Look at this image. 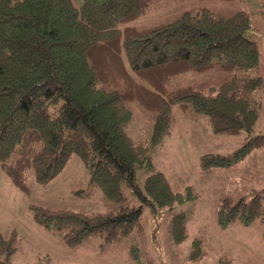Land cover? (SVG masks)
Returning <instances> with one entry per match:
<instances>
[{"label":"trees","instance_id":"1","mask_svg":"<svg viewBox=\"0 0 264 264\" xmlns=\"http://www.w3.org/2000/svg\"><path fill=\"white\" fill-rule=\"evenodd\" d=\"M165 1L83 0L78 6L74 0H0V166L29 193L31 174L47 184L78 154L91 170L90 183L115 203L112 210L93 214L30 204L35 220L68 245L91 237L118 244L135 232L142 235L145 208L154 217L169 208L173 239L187 238L186 214L177 206L195 191L192 186L174 190L151 154L173 130L174 104L203 114L216 133H246L231 155L203 154L202 168L232 167L264 146V134L253 135L258 107L247 97L264 87L263 75L234 76L209 92L193 84L172 87L190 71L232 74L258 68L261 43L246 33L260 28L250 13L186 9L151 25L134 23ZM50 103H60L58 112H49ZM132 105L155 114L146 143L136 142L125 128ZM144 168L150 173L141 185L137 171ZM126 187L139 204H130ZM217 219L221 226L259 220L264 234V188L251 198L222 197ZM15 235L0 232V264L9 262L3 255L10 259L17 251ZM193 243L201 254V239Z\"/></svg>","mask_w":264,"mask_h":264},{"label":"rangeland","instance_id":"2","mask_svg":"<svg viewBox=\"0 0 264 264\" xmlns=\"http://www.w3.org/2000/svg\"><path fill=\"white\" fill-rule=\"evenodd\" d=\"M74 1L78 6L83 4V0ZM202 8H210L223 15L237 10L248 11L253 25L260 28L246 33L261 43L260 65L250 70L233 71L232 74L190 71L176 77L172 87L193 84L209 92L211 88L217 90L224 80L234 76H264V0H166L160 7L140 15L134 23L147 26L159 20L172 19L186 9L197 12ZM240 83L238 79L236 89ZM247 97L259 110L253 135L264 134V87L250 91ZM59 106L60 103H50L48 110L56 113ZM132 111L125 128L136 142L146 143L152 133L155 114L145 113L137 105H132ZM173 112L175 124L171 134L156 144L151 154L174 190L192 186L195 191V197L177 206L186 214L187 238L183 242H176L172 237L169 208L163 209L158 217L145 208L144 233L135 232L118 244H102L101 237H91L71 246L39 224L30 209L32 203L88 214L110 211L115 206L97 184L90 183L91 170L78 154H73L65 169L47 184L36 182L31 174L32 191L29 193L19 189L0 166V232L5 237L15 233L18 245L10 259L3 255L1 260H8L7 264H264L262 222L256 220L245 224L236 220L221 226L217 219L222 197L230 195L238 199L245 195L251 198L264 188V146L254 149L232 167L202 168L200 159L203 154L231 155L245 142L246 133H216L203 114L186 113L175 104ZM149 173L147 168L137 171L141 185ZM79 189L85 191L82 194L74 192ZM125 192L130 204H139L130 188L126 187ZM196 238L201 239V254L194 252L193 240Z\"/></svg>","mask_w":264,"mask_h":264},{"label":"crops","instance_id":"3","mask_svg":"<svg viewBox=\"0 0 264 264\" xmlns=\"http://www.w3.org/2000/svg\"><path fill=\"white\" fill-rule=\"evenodd\" d=\"M153 161H154V157H153ZM154 163L156 164V166H157V163H156V160L154 161ZM158 168V167H157ZM159 170H161L160 168H158ZM162 171V170H161ZM171 184V183H170ZM95 238V237H94ZM100 254H102V251H101V253ZM82 262V261H81ZM98 262V261H97ZM82 264H85V263H83L82 262ZM86 264H94V263H92V262H87Z\"/></svg>","mask_w":264,"mask_h":264}]
</instances>
